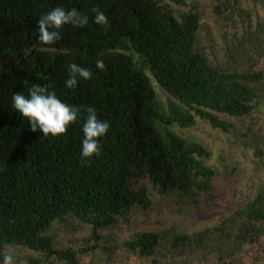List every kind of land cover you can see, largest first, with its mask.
Here are the masks:
<instances>
[{
	"label": "trees",
	"instance_id": "1",
	"mask_svg": "<svg viewBox=\"0 0 264 264\" xmlns=\"http://www.w3.org/2000/svg\"><path fill=\"white\" fill-rule=\"evenodd\" d=\"M210 1L218 24L222 20V46L202 42L198 0H0V262L5 244L17 264L112 259V230L154 202L140 184L144 178L191 207L219 199L221 179L240 174V162L223 150L211 163L209 145L182 133L199 119L235 135L252 149L255 168L264 169V66L254 68L264 58V0ZM56 7L76 8L88 23L64 25L61 39L46 45L38 20ZM97 9L107 25L95 22ZM258 9L263 14L253 24ZM101 59L103 71L96 67ZM71 63L92 72L74 89L65 83ZM33 84L48 85L81 109L66 134L44 137L13 108L12 96H28ZM155 84L167 92L165 99ZM87 106L111 127L99 138L101 154L85 158ZM55 222L87 225L90 232L75 246L51 232ZM263 236L264 182L215 226L192 233L142 230L121 245L148 264L210 257L221 264H264L257 257Z\"/></svg>",
	"mask_w": 264,
	"mask_h": 264
},
{
	"label": "rangeland",
	"instance_id": "2",
	"mask_svg": "<svg viewBox=\"0 0 264 264\" xmlns=\"http://www.w3.org/2000/svg\"><path fill=\"white\" fill-rule=\"evenodd\" d=\"M200 2L202 29L200 36L204 44L211 46L216 43L222 46V38L218 18L212 12L210 0H198ZM257 13V14H256ZM258 14L262 16V10L258 9L253 15V24L257 21ZM227 26V23L225 24ZM226 30L233 31L231 26H227ZM237 31L242 32V25H238ZM208 33V34H207ZM139 59V55L136 56ZM18 60V59H17ZM264 66V58L259 65L254 68ZM158 87V86H157ZM163 99L168 95L167 92L158 87ZM260 124L264 125V99L262 100V108L259 112ZM182 133L190 138L204 141L213 150V156L210 162H216L217 157L226 152V157L231 159L230 155L239 160L238 173L232 174L227 179H221L220 198L214 202L207 203L200 208L191 207L185 204V199H182L177 194L162 195L153 189L152 183L146 178L140 180V184H146L149 187L150 193L153 197V204L148 210L138 209L131 215V223L124 224L122 228L112 230V238L109 243L116 245L109 259L104 255L105 260L102 264H148V261L140 260L139 256L131 253L128 249L121 245L123 240L131 235L142 230L164 231L175 227L178 231L192 233L197 230H202L209 226L219 224L227 215L232 213L239 207H242L253 198L258 187L264 182V169H256L253 164L252 149L243 146L240 140L230 132L221 129L213 128L210 123L204 119H199L198 123L190 128L184 129ZM228 154V155H227ZM225 155V154H223ZM228 159V160H229ZM237 180L235 181V179ZM178 201V203H177ZM51 232L58 236L64 242L68 241L75 246H81L83 238L87 237L90 232L87 225H76L74 228L71 225L61 224L55 222ZM106 230L105 232H110ZM114 235L118 238L115 239ZM119 242L118 244H116ZM261 251L264 249V236L262 238ZM264 257V252L257 255V257ZM90 256L86 255L82 259V264L89 263ZM263 262V260H261ZM21 264H29L27 261ZM58 264V263H57ZM191 264H221L215 257H210L206 260L195 259Z\"/></svg>",
	"mask_w": 264,
	"mask_h": 264
},
{
	"label": "clouds",
	"instance_id": "3",
	"mask_svg": "<svg viewBox=\"0 0 264 264\" xmlns=\"http://www.w3.org/2000/svg\"><path fill=\"white\" fill-rule=\"evenodd\" d=\"M95 11V22L100 25H107V16L98 9ZM87 23L88 16L82 14L76 8L65 10L61 7H56L47 14L42 15L38 20L39 40L46 45L53 44L61 39V34L58 30L64 25L71 24L84 27ZM96 67L101 71L106 69L102 59L96 61ZM68 69L69 78L65 82L68 88L74 89L77 87L79 78H92L90 70L75 63L69 64ZM155 85L156 87L158 86L157 84ZM28 93V96L21 92L15 93L12 96V106L22 117L27 118L31 124L32 131L39 129L44 137L63 135L67 133L68 127L77 121L81 109L62 101L55 91H49L48 85L33 84L28 89ZM86 112L87 116L82 128L84 134L82 156L88 158L101 154L102 146L99 143V138L109 131L111 125L106 120L98 119L94 107L87 106ZM4 247L3 260L0 264H17L16 257L11 251L12 246L5 244Z\"/></svg>",
	"mask_w": 264,
	"mask_h": 264
}]
</instances>
